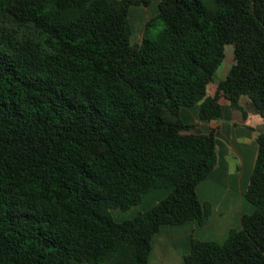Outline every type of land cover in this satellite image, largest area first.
Instances as JSON below:
<instances>
[{
	"label": "trees",
	"instance_id": "trees-1",
	"mask_svg": "<svg viewBox=\"0 0 264 264\" xmlns=\"http://www.w3.org/2000/svg\"><path fill=\"white\" fill-rule=\"evenodd\" d=\"M154 0H0V264H148L163 226L209 216L221 99L264 119V0H160L143 40L129 13ZM161 23L153 38L151 28ZM233 46L235 65L209 86ZM244 113V112H243ZM246 191L255 207L224 243L183 264H264V132ZM153 188L169 196L117 222Z\"/></svg>",
	"mask_w": 264,
	"mask_h": 264
},
{
	"label": "crops",
	"instance_id": "crops-1",
	"mask_svg": "<svg viewBox=\"0 0 264 264\" xmlns=\"http://www.w3.org/2000/svg\"><path fill=\"white\" fill-rule=\"evenodd\" d=\"M243 106L244 113L223 102V119L205 122V131L217 130V166L197 187L209 216L202 225L190 221L178 226H163L153 241L149 264L152 261L153 264H183L193 239L223 243L230 230L240 227L242 217L255 211L254 205L246 199V191L258 155L256 139L264 132V120L247 101ZM231 157L239 163L234 169L227 163ZM170 192L167 188L151 189L141 203L131 209L136 210L133 214L151 209Z\"/></svg>",
	"mask_w": 264,
	"mask_h": 264
},
{
	"label": "rangeland",
	"instance_id": "rangeland-1",
	"mask_svg": "<svg viewBox=\"0 0 264 264\" xmlns=\"http://www.w3.org/2000/svg\"><path fill=\"white\" fill-rule=\"evenodd\" d=\"M204 3L207 5V7L211 10L215 9V4L213 0H203ZM159 3L160 0H154L153 3L148 6V7H132L129 13V24L131 26V30H132V37H131V41L132 44H140L143 40L144 37V33L146 30V26L147 23L152 20L153 18H155L158 14H159ZM6 23L3 22V19L0 18V30H4L6 27L5 25ZM162 30V25L161 23H156L154 26H152L151 28V36L153 38L157 37V35L161 32ZM235 65V59H234V48L233 46H227L226 47V57H225V61L224 63L221 65V67L219 68L216 76H215V82L212 83L209 86V95L210 96H214L216 89H217V84L219 81L225 79L232 71L233 67ZM247 101L248 104L252 105V101L249 97L244 96L241 101H240V105L242 106L243 110H244V106L243 104ZM223 102H227L231 105V107L233 109H235L231 102L226 99V98H222L221 99V104ZM254 107V106H253ZM255 109V108H254ZM237 110V109H236ZM199 111H200V106H195V107H191V108H185L182 110L181 112V117L182 119L186 122V123H196L200 126V129L203 132H209V131H205V122L208 121H201L199 118ZM241 111V110H239ZM244 112V111H241ZM257 112V111H256ZM258 113V112H257ZM259 114V113H258ZM260 115V114H259ZM263 118V117H262ZM264 120V119H263ZM221 155L219 154V158ZM225 159H223V163H224ZM227 163H229V166L234 169L236 168V165L239 164L237 159L235 157H231L229 158V160L227 161ZM153 189H158V188H153ZM150 191V190H149ZM148 191V192H149ZM157 191H165V190H157ZM147 192V193H148ZM169 196V195H168ZM161 202V201H160ZM159 203V202H158ZM157 203V204H158ZM139 205V204H138ZM137 205V206H138ZM135 207V206H134ZM133 207V208H134ZM132 209V208H131ZM121 210V209H116L113 208L110 210L111 215L113 216V218L117 221V222H123L126 220H131L133 219L135 216H137V214L141 213V212H146V211H140L138 213H136L135 215L133 214L134 211L136 210ZM150 210V209H149ZM148 211V210H147ZM178 226V225H177ZM241 228V223H240V227L237 229H232V230H239ZM231 231V230H230ZM160 232V231H159ZM230 233V232H229ZM157 236V234L155 235V237ZM229 236V235H228ZM155 237L153 238V241L155 239ZM227 240V239H226ZM153 241H152V251H151V255L153 252ZM224 243V242H223ZM191 250V248H190ZM190 253V252H189ZM151 255L149 257V260L151 258ZM186 257V256H185ZM185 259V258H184ZM154 262L152 261V264ZM184 263V262H183ZM149 264V262H148Z\"/></svg>",
	"mask_w": 264,
	"mask_h": 264
}]
</instances>
